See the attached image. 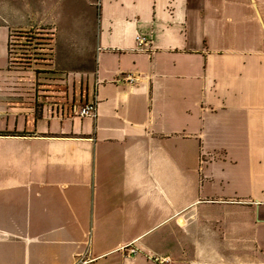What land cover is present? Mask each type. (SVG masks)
Masks as SVG:
<instances>
[{
    "label": "crops",
    "instance_id": "1",
    "mask_svg": "<svg viewBox=\"0 0 264 264\" xmlns=\"http://www.w3.org/2000/svg\"><path fill=\"white\" fill-rule=\"evenodd\" d=\"M0 264H264V12L0 0Z\"/></svg>",
    "mask_w": 264,
    "mask_h": 264
},
{
    "label": "trees",
    "instance_id": "2",
    "mask_svg": "<svg viewBox=\"0 0 264 264\" xmlns=\"http://www.w3.org/2000/svg\"><path fill=\"white\" fill-rule=\"evenodd\" d=\"M53 38L48 32H15L11 36L12 64L20 67H35L50 64L53 59ZM33 50L32 62H17L16 53L19 50ZM23 61V60H22Z\"/></svg>",
    "mask_w": 264,
    "mask_h": 264
},
{
    "label": "rangeland",
    "instance_id": "3",
    "mask_svg": "<svg viewBox=\"0 0 264 264\" xmlns=\"http://www.w3.org/2000/svg\"><path fill=\"white\" fill-rule=\"evenodd\" d=\"M207 5L214 6L221 10L227 11H250L255 10L256 12L262 10L264 12V0H206ZM33 50L31 48L26 50H19L16 53L17 62H32ZM23 60V61H22ZM48 92L52 90L46 87Z\"/></svg>",
    "mask_w": 264,
    "mask_h": 264
},
{
    "label": "built area",
    "instance_id": "4",
    "mask_svg": "<svg viewBox=\"0 0 264 264\" xmlns=\"http://www.w3.org/2000/svg\"><path fill=\"white\" fill-rule=\"evenodd\" d=\"M136 40L138 41V44H139L138 48L140 50H147L146 47L149 46L150 42L148 41L146 36H137ZM123 80L128 81L129 83H133L136 79L134 77L127 76ZM96 111H97V104L96 102H94V103L86 104L84 107L80 109L77 108L76 112L81 117L95 118ZM124 250H126L130 255H136L139 252L137 248L132 247V246L126 247V249Z\"/></svg>",
    "mask_w": 264,
    "mask_h": 264
}]
</instances>
